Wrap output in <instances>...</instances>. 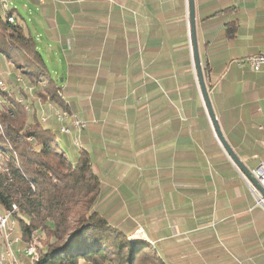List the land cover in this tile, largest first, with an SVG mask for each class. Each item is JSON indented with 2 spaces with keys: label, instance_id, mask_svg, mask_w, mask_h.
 Segmentation results:
<instances>
[{
  "label": "crops",
  "instance_id": "crops-1",
  "mask_svg": "<svg viewBox=\"0 0 264 264\" xmlns=\"http://www.w3.org/2000/svg\"><path fill=\"white\" fill-rule=\"evenodd\" d=\"M29 1L65 67L64 85L89 92L82 143L106 196L121 204L116 212L136 222L134 232L192 239L206 255L197 264H264V203L208 118L187 0ZM194 9L201 66L227 62L207 75L213 113L252 171L264 164V69L245 59L264 53V0H194ZM229 21L235 27L226 33ZM23 247L13 244L16 264H30Z\"/></svg>",
  "mask_w": 264,
  "mask_h": 264
},
{
  "label": "trees",
  "instance_id": "trees-1",
  "mask_svg": "<svg viewBox=\"0 0 264 264\" xmlns=\"http://www.w3.org/2000/svg\"><path fill=\"white\" fill-rule=\"evenodd\" d=\"M233 23L225 24L226 33L234 29ZM37 43L17 21L15 7L0 9L2 73L28 80L24 86L15 77L0 76L3 83L7 81V89H0V210L16 205L24 242L32 236L43 237L34 264H166L163 256L149 251L147 240L129 241L136 222L116 212L121 204H116L115 194L106 196L108 191L92 170V158L83 146L89 122L79 130L76 146L53 120L43 123L34 110L30 115L24 110L22 100L30 99L27 89L39 83L47 85L44 94L39 93L43 101L59 111L71 110L63 95L69 77L50 76ZM226 64L202 62L204 80L209 71L221 72ZM148 79L142 76L140 82ZM77 93L87 104L89 92Z\"/></svg>",
  "mask_w": 264,
  "mask_h": 264
},
{
  "label": "rangeland",
  "instance_id": "rangeland-1",
  "mask_svg": "<svg viewBox=\"0 0 264 264\" xmlns=\"http://www.w3.org/2000/svg\"><path fill=\"white\" fill-rule=\"evenodd\" d=\"M12 3L13 5L10 4V6H15L17 8V11L23 17V20L21 19V22L24 25V27L27 26L32 37L35 40H37L38 50L41 52V55L48 67L50 76L61 77V74L65 72V67L58 61V58L54 56V44L50 41V39L48 38L45 32L44 25L42 23V18L37 13L35 4L29 0H12ZM4 68H5L4 64H0V76L4 77V79L7 77L10 79L12 77H15L18 83L24 86L27 85L28 80L22 77L21 75L18 76L17 74H13V73L11 75L8 73L4 75L2 73L5 70ZM206 79L208 82V79L210 78L207 77ZM0 82H1L0 89L1 90L7 89V81H4L3 83L2 80L0 79ZM44 85H46V83L45 84L39 83L35 86H30L31 89H27L30 99L29 101H25L24 99L22 100L24 104L23 106L24 110L29 115L32 114L34 110L35 113L39 114V118L43 123L45 120H47L45 123L49 122V120H53L51 122H54V126H56L57 129L62 134H67L68 136H70L71 139L74 141V144L76 146H79V142L77 140L79 135V127H77L76 124L77 117L86 120L88 122L90 120L86 115L83 114V111L86 110L81 100L79 99L80 94H78L77 92L69 91V88L67 86L63 88L65 91V93H63L64 98L65 100H68L69 107L71 109L70 111L68 110L63 112L56 109V107L50 106L46 99L45 101H43L39 93L44 94V90H43ZM20 99L21 97L18 98V100ZM35 107L36 109H34ZM51 108H53L52 114L49 112V109ZM92 120L97 121L95 118H92ZM63 129L67 130V132L63 131ZM16 229L19 231V228L17 226V219H16ZM131 234L132 235L128 236L129 241H131L133 238H142L138 236L140 235V233L133 231ZM142 234L144 235L143 239L147 240L150 245L149 251L153 252L156 255L163 256L166 260V264H197L196 261L202 259L201 258L202 254L195 253L194 251L195 247L192 239H190L189 241L187 240V242L184 239L180 241L182 236L176 234L171 237H163L162 232H153L154 235L151 236H149L146 232H142ZM35 238L36 241L34 243L35 244L34 246L37 249L38 243L40 242L43 243V237L38 238V236H35ZM16 242L17 240L12 242L11 245L12 251H13V244ZM0 254H1V250H0ZM12 256L13 257L7 258L6 262H9L8 264H16L14 252ZM203 257H206V255H204ZM204 260L207 259L204 258ZM206 264L208 263L206 262Z\"/></svg>",
  "mask_w": 264,
  "mask_h": 264
},
{
  "label": "water",
  "instance_id": "water-1",
  "mask_svg": "<svg viewBox=\"0 0 264 264\" xmlns=\"http://www.w3.org/2000/svg\"><path fill=\"white\" fill-rule=\"evenodd\" d=\"M187 2H188V13H189L188 14L189 15L188 16L189 17L188 31H189V38H190L192 60H193V65H194V69L196 73L198 86L200 89V93L202 96V100H203L204 107L206 109L208 118L211 122L216 138L218 142L220 143L222 149L224 150L225 154L232 161V163L236 166V168L249 180L252 186L257 190L259 196L264 200L263 187L260 185L257 179L253 176L252 172L244 166V164L241 162V160L237 157V155L234 153L232 148L229 146L226 139L224 138V135L213 113L211 103L209 100V96H208V91L206 88V83H205L203 72H202V66H201V61H200V56H199V51H198L196 27H195L194 0H187ZM135 232L140 233V235L138 236L144 238V235L142 234L140 230H136Z\"/></svg>",
  "mask_w": 264,
  "mask_h": 264
},
{
  "label": "built area",
  "instance_id": "built-area-1",
  "mask_svg": "<svg viewBox=\"0 0 264 264\" xmlns=\"http://www.w3.org/2000/svg\"><path fill=\"white\" fill-rule=\"evenodd\" d=\"M39 4H44L46 0H37ZM55 1V0H50ZM7 3H9V8L11 7V2L9 0H6ZM11 21V18H10ZM245 62L250 66L251 70L258 72L262 69H264V53H256L252 54L246 57ZM77 121L79 124V130L84 128L86 126L87 121L80 119L77 117ZM63 131L67 132V130L63 129ZM253 176L257 179V181L260 183V185L264 189V164L260 163L258 164L252 171ZM258 202L264 203V200L259 196ZM16 205H12L9 210H0V223L1 226H7V231L11 235V238H17V242H23V252L25 256L28 257L30 264H34L35 260L33 258V252L30 249V247L27 245L26 242L22 239V233L21 231L16 229V219H15V213L17 212ZM0 250H1V259L2 264H8L9 262L3 261V244L0 242Z\"/></svg>",
  "mask_w": 264,
  "mask_h": 264
},
{
  "label": "bare ground",
  "instance_id": "bare-ground-1",
  "mask_svg": "<svg viewBox=\"0 0 264 264\" xmlns=\"http://www.w3.org/2000/svg\"><path fill=\"white\" fill-rule=\"evenodd\" d=\"M0 9L2 11H5L7 9H9V3L6 2V0H0ZM11 18V22L13 21V17H9V21ZM1 84V82H0ZM77 127H79L78 121H76ZM4 210H9V209H4ZM0 238H1V242L3 244V261L6 262L7 258L13 257V251H12V242L16 241L17 239H13L11 238V235L8 233L7 231V226H1L0 223ZM35 241L36 238L35 236H32V238L27 242V245L30 247V249L33 252V258L36 257V248H35ZM0 264H2V259H1V254H0Z\"/></svg>",
  "mask_w": 264,
  "mask_h": 264
}]
</instances>
